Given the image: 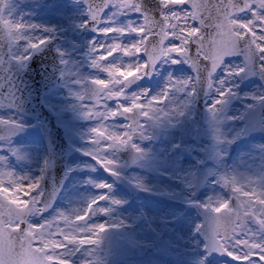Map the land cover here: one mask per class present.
I'll return each mask as SVG.
<instances>
[{
	"label": "snow or ice",
	"instance_id": "1",
	"mask_svg": "<svg viewBox=\"0 0 264 264\" xmlns=\"http://www.w3.org/2000/svg\"><path fill=\"white\" fill-rule=\"evenodd\" d=\"M84 3L88 19L80 27L91 26L93 31L104 37L103 42H90L91 67L102 70L107 76L109 69L104 65L122 55L113 51L117 46L125 50L134 49L129 60L135 62L134 66H140L136 76L118 88L100 89L94 81L102 78L94 77L90 80L89 89L70 93L78 102L82 118L97 121L90 129L93 134L90 142L95 147L85 154L114 176L118 175L114 170L116 161L109 158V151L130 145L139 152V147L131 141L134 135L143 132L141 118L156 122L168 116L170 113L160 105L169 100L172 89L184 91L190 84V78L173 80L169 77V83L156 95H150L147 89L130 91L131 85L150 75L159 63H186L196 72V82L206 80L209 87L214 73L223 65V59L234 54L243 55L245 64L224 69L225 77L239 75L255 67L257 59L260 71L264 73V0H152L155 5L152 9L145 6L144 0H84ZM2 9L3 0H0V12ZM132 15L136 19L121 22V17ZM40 27L13 21L0 14V40L6 37L9 46L24 42V54L14 56L16 61L28 59L32 51L47 44L50 39L47 35L26 34L27 29ZM13 29L20 30L21 34L14 35ZM43 31L51 33L53 29L44 28ZM75 82L82 83L80 80ZM218 84L217 91L223 97L230 89L225 87L224 79ZM85 99L92 103L84 105ZM218 103L220 100L214 102L213 111ZM136 105L140 107H134ZM3 106L0 103V107ZM179 111V108L172 110L174 113ZM117 117L128 121L123 130H113L109 124ZM21 127L11 117H0V140L11 137ZM10 151L14 155L17 152L16 149ZM4 160L5 157L0 156V162ZM15 175L11 170L0 168V180L7 176L11 184H5L6 189L22 184L33 190L27 196H20L21 200L28 201L26 207H18L12 202L18 194L10 196L7 190L0 192V264H50V256H59L72 264L69 257H73L81 245L100 242L108 225L91 223L90 220L109 212V208L101 206V202L108 199L106 194L90 199L83 208L71 213L61 211L45 219L43 214L48 203L40 187L43 176L33 179L24 175L23 183H16ZM221 180L230 188L234 199H210L203 205L204 221L198 225V230L205 241V259L215 252L238 264H264V191L252 186L246 188L234 178L221 177ZM95 187L110 190L111 185L100 182ZM111 203L119 204L120 201L112 200ZM35 217L41 219L35 220ZM93 233L95 237L81 241L79 245L69 244L63 239L67 235L88 237ZM49 241H54L59 247L50 248ZM84 264L91 262L85 261Z\"/></svg>",
	"mask_w": 264,
	"mask_h": 264
},
{
	"label": "rangeland",
	"instance_id": "2",
	"mask_svg": "<svg viewBox=\"0 0 264 264\" xmlns=\"http://www.w3.org/2000/svg\"><path fill=\"white\" fill-rule=\"evenodd\" d=\"M81 12L76 0H60L58 3H53L52 0H7L3 15L26 25L41 26L39 29H27L26 34L43 36L53 33H45L44 28L57 30L64 27L65 24H71L72 28L77 29L83 23ZM120 19L121 22H124L125 19L134 20L135 18L129 16ZM99 37L100 34L97 39H93V37L86 34L80 40L74 42L73 47H76L79 51L83 49L82 53H87L90 61L92 58L90 42L97 41ZM103 40L104 37L101 36L100 42H103ZM23 45V41L11 45L14 56L24 54ZM116 48L122 55L117 56L115 60L113 59L110 65L104 66L109 69L107 77L113 76V69L115 70V76L120 77L127 69L132 68L126 62V59L132 55L133 49L125 50L119 46ZM58 49L68 52L67 47L63 45H58ZM70 52L73 56L74 51L70 50ZM73 57L69 60L71 62L69 68L64 72L66 83L61 87L64 90L54 91L51 98L45 100L59 110L65 107L74 111V117L61 124L65 129L79 130V132H76V136L74 135L75 139L71 141L83 147V137L86 135L87 129L90 130L94 127L97 121L82 118L78 102H75V97L70 94L71 92L80 91V89L70 85V80L80 76V80L83 77H99L102 78L99 80L104 82L106 76L102 70H97L93 74L80 71L81 67L77 65L78 61ZM98 59L103 60V57ZM121 62L125 63L126 67H119L118 65ZM178 66L177 69L174 64L162 62L155 73L156 78L152 92L153 95L161 92L165 85L169 83V77L173 80L190 78V84L185 86L184 91L172 89L169 100L160 105L165 112L170 113L168 116L161 117L160 120L156 121L162 129L165 140L149 153L153 165L154 191L160 194L159 192L162 189L158 186H161L162 183L166 187L164 197H161L163 194L159 196L156 193L157 203L152 204L148 201L145 205L143 203L144 199H138L137 206H135L128 203V200L122 194L110 195L107 200L101 202V206L109 208V212L98 214L90 220L91 223L126 225L123 238L138 246L141 255L135 260L127 259L124 264H190V262L193 264H224L209 263L204 260V254L201 250L202 245L198 235L195 234L198 228L196 218L192 214H182L176 206L165 207L166 203L164 202L173 197L182 201H197L203 206L210 199L228 198L232 192L230 188L223 184L221 177L234 178L238 184L244 185L246 188L252 186L256 187L258 191H264V142L259 139L248 138L242 143V123L240 121L246 107L254 105L261 97L260 87L254 82H247L243 88H240L235 75L225 77L224 69L241 67L239 59L226 62L225 66L212 78L213 83L204 98L205 111L202 123L198 124L194 118L192 107L194 91L192 77L189 73L183 72L180 65ZM221 79L225 80V87L230 89L223 97L217 91L218 81ZM111 80L117 81L116 79ZM106 87L107 89L111 88L108 85ZM228 95H230L229 98H227ZM217 100H220V102L226 101L221 111L220 103L215 104V111L212 110L214 102ZM83 104L89 105L84 102ZM174 108H179V113L172 112ZM0 117H11L17 120L20 125L29 124V121L20 118L19 114L10 110L0 111ZM197 127L198 130L196 131ZM88 138L86 137L87 144L92 149L95 145ZM177 144H183L192 151L190 161H178V154L175 151ZM237 146L238 149L235 151L234 147ZM10 149H16V154H12ZM152 154L153 156H151ZM0 156L5 157V160L0 162V168L11 170L17 175H27L33 179L40 176L44 152L41 143L33 138L24 135L17 140L0 141ZM73 163L71 161L70 168L72 169ZM145 164L146 162L144 166ZM81 166H84V170H92L89 164L77 163L75 165L77 169ZM146 167L148 166L143 168ZM163 176L167 177L168 182L162 179ZM141 180L140 178L139 181ZM177 181L184 184V190L180 191L176 188ZM72 188L69 187L68 189L66 187L54 208L48 214L43 215V218H51L61 211L66 214L71 213L75 209L83 208L90 199L96 197L94 194L85 195L83 192H78ZM6 190L10 196L18 194L12 202L17 206H23L27 200H21L20 196H27L28 192L33 189L22 184L6 189L5 184L0 182V192ZM112 200H118L120 203L112 204ZM178 214L181 216L180 223L174 225L172 220ZM34 219L40 220L41 217H35ZM89 227H92V225ZM162 227L170 230L167 236L168 250L164 253L161 252L163 249L158 241ZM95 235V233L88 237L67 235L63 239L69 244L79 245L81 241L92 239ZM97 245H81L80 250L73 257H69V260H72V264H84L85 261H90L91 264H104V258L98 251ZM48 246L53 249L59 247L54 241H49ZM49 258L56 260L59 264H69L68 260H61L59 256H50ZM236 263L238 264V262Z\"/></svg>",
	"mask_w": 264,
	"mask_h": 264
},
{
	"label": "water",
	"instance_id": "3",
	"mask_svg": "<svg viewBox=\"0 0 264 264\" xmlns=\"http://www.w3.org/2000/svg\"><path fill=\"white\" fill-rule=\"evenodd\" d=\"M82 2L84 3V0H82ZM144 2L145 6L149 9L155 7L152 0H144ZM4 4L5 0H3V7ZM1 13L2 12H0V14ZM54 41L55 39L48 40L47 44L42 46L40 49L32 51L26 61L25 67H20V65L9 56L8 42L0 40V103L4 105L3 107H0V109L5 110L7 108H11L23 113L29 118H39L42 121V124L38 125L39 127L43 126L52 128L54 133H56L57 140L53 139L51 141H47L49 159L42 181L43 192L45 194L44 199L45 202L48 203V207L45 212L50 209L51 205L55 201L57 193L64 181V162L66 156L70 153L63 140L60 128L53 124L54 117L40 102L41 96L53 89L59 81L57 73L61 69L62 65L57 62V58L61 56V53L54 50ZM232 56H241L245 64L244 57L241 54H234L225 58ZM255 63V67L239 74V78L241 82L248 79H254L259 82L264 89V73H262L257 67V60ZM192 70L196 80V72L193 68ZM208 87L209 86L207 85L206 80L199 83L196 82V111L199 120H201L204 111L202 99ZM263 115L264 97L254 107L248 108L241 119L243 122L242 131L245 137L255 136L264 140V125L262 124ZM28 130L33 134H37L36 126L31 127ZM19 134L20 130L11 137L19 136ZM61 146L65 149V151L62 155H59V149ZM183 206L189 210H195L204 221L205 209H200L199 206L194 207L193 205ZM164 235L162 236V244L165 249L167 246L165 239H163ZM99 249L105 254L107 260L105 264H117L122 261L124 256L130 255L133 258H136L139 255V249L137 247H133L129 243L113 237L110 230L106 231L100 242ZM216 255L219 258L226 257L218 254ZM49 261L50 264H57V262L53 260L49 259Z\"/></svg>",
	"mask_w": 264,
	"mask_h": 264
},
{
	"label": "flooded vegetation",
	"instance_id": "4",
	"mask_svg": "<svg viewBox=\"0 0 264 264\" xmlns=\"http://www.w3.org/2000/svg\"><path fill=\"white\" fill-rule=\"evenodd\" d=\"M72 29V30H71ZM70 31L72 32V37H74V41H78L81 38H76L75 33L78 32L80 29L77 28H72L71 27ZM60 31V30H59ZM58 31V32H59ZM57 32V31H55ZM62 32V30L60 31ZM71 37V38H72ZM61 45L67 47L68 52L65 53L64 55V61H65V68L62 72V83L61 87L66 83L65 81V75L64 72L69 68L71 62L69 60L72 59V54L70 50L74 51L76 55H78L79 59L84 61L83 66L87 68L84 70V72H90V69L88 65H86V58L84 55L79 53V50L76 47H73V44L71 43L70 40H68L65 43H61ZM118 48H114L113 51H117ZM125 56V55H124ZM123 56V57H124ZM74 59L75 56L73 57ZM127 63L132 66L131 69H127V71L119 77L117 81H112L109 78H106L104 82H101L98 79V82L101 83V89H107V85L111 86V88H118V87H112L113 84L116 85H122V81L124 77L130 76L133 78L136 76L137 71L140 70V66H134L135 62L130 61L129 58L127 57L126 59ZM93 69V68H92ZM94 71H97V69H93ZM82 71V70H80ZM83 72V71H82ZM81 77V76H80ZM80 77L76 78H71L70 80V85L76 86L77 88L81 90H84L83 88V81L87 77H83L82 80H80ZM80 80L82 83L77 84L75 81ZM128 81V80H127ZM152 82H145L143 80V77L139 80L136 81L133 85L130 86V91H135L139 92L141 89H147L149 90V94L152 95V91L148 89V86L151 85ZM59 88L63 89L64 88ZM52 94H49L47 97L44 99H50ZM66 101V100H65ZM47 104L49 102L45 101ZM77 102V100L75 101ZM84 102V101H83ZM85 103V102H84ZM112 102L109 101V104ZM50 104V103H49ZM51 106L53 104H50ZM64 106V105H63ZM114 106V105H113ZM136 108L140 107L139 105L134 106ZM53 110L57 116V122L58 123H63L66 120H64V117H67V114L64 113V111H71V115L74 114L73 110L67 109V108H58L53 107ZM63 113V116H62ZM74 117V115H73ZM126 118L122 117H117L115 119H112L109 121L110 126L113 128V130H123V126L127 123ZM140 122L144 125L143 132L142 134H137L134 135L132 138L131 143L136 144L140 151L137 152L134 149L131 148L130 145L125 146L122 149L118 150H110L108 155L109 158H112L116 161L115 165V171L118 173V175H112L111 173L105 171L104 166L100 165L96 160H94L90 155H86L85 153L89 151L90 145L87 144L86 137H89L88 140H91L90 137H92V133L90 132L89 129H87L86 135H84V140H83V147H80L77 145L75 142H72L71 140L75 139L76 132H79V130L75 131L74 129H65V135L68 140V142L74 146L75 148L79 149L82 151L83 156L76 157V156H71L69 160L73 161L74 166L73 169L70 168L69 170V176H68V183L69 187H73L72 189L77 190L78 192H83L85 195H100L101 193H106L107 196L109 197L110 195L114 194H122L123 196H134V197H147V198H155L154 195V183H153V165H152V159H150V152L154 151L155 147L158 146L160 143L164 142L165 138L162 133V129L160 128L159 124L156 122H153L151 120H146L141 118ZM78 124H80L78 122ZM62 125V124H61ZM63 126V125H62ZM155 127L158 128L156 139L154 140V133H155ZM75 135V136H74ZM120 152V154H119ZM153 156V154L151 155ZM136 160V161H134ZM91 162H97L99 166L98 173L96 171H93L91 169L89 170H84V166H81L80 168L77 169L75 165L77 163H80L82 165L84 164H90ZM146 162L145 169L143 167L144 163ZM129 164V165H126ZM143 176V177H142ZM140 178L142 179L141 181ZM162 179H165L166 182H168L167 177H162ZM100 182H105L109 185H111L110 190L108 189H97L95 187L96 183ZM159 188L162 189L160 191L163 195L166 193V187L164 185L158 186ZM108 227H113L116 228L118 231V234L122 237H124V231L126 230L125 227L122 226H117L113 224H107ZM181 257V256H180Z\"/></svg>",
	"mask_w": 264,
	"mask_h": 264
},
{
	"label": "clouds",
	"instance_id": "5",
	"mask_svg": "<svg viewBox=\"0 0 264 264\" xmlns=\"http://www.w3.org/2000/svg\"><path fill=\"white\" fill-rule=\"evenodd\" d=\"M13 31V34L14 35H16V36H19L21 33H20V30H16V29H13L12 30ZM2 41H7V39H6V37L2 40ZM114 60L115 59H117L116 57H114L113 58ZM112 63V61L111 62H109V63H107V64H105L104 66H108V65H110ZM119 67H126V64L125 63H123V62H121L119 65H118ZM103 73V72H102ZM115 70L113 69V76L112 77H105V78H109V79H116V80H118L119 79V77H116L115 76ZM104 74V73H103ZM121 85H116V84H113L112 85V87H120ZM24 175H15V177H13V179L15 180V182L16 183H23V180H22V177H23ZM0 182H2V183H4V184H7L8 186H11V184H9V178L7 177V176H5L2 180H0ZM42 182V181H41Z\"/></svg>",
	"mask_w": 264,
	"mask_h": 264
}]
</instances>
